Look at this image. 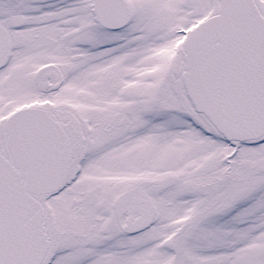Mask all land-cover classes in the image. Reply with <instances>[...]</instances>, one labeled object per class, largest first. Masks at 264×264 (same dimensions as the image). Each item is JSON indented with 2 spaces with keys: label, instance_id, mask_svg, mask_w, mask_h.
I'll use <instances>...</instances> for the list:
<instances>
[{
  "label": "snow or ice",
  "instance_id": "snow-or-ice-1",
  "mask_svg": "<svg viewBox=\"0 0 264 264\" xmlns=\"http://www.w3.org/2000/svg\"><path fill=\"white\" fill-rule=\"evenodd\" d=\"M0 264H264V0H0Z\"/></svg>",
  "mask_w": 264,
  "mask_h": 264
}]
</instances>
